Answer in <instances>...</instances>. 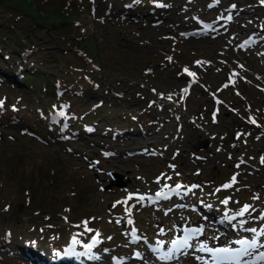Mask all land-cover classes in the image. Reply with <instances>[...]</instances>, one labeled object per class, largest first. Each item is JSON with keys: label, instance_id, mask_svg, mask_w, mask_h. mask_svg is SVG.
Listing matches in <instances>:
<instances>
[{"label": "rangeland", "instance_id": "1", "mask_svg": "<svg viewBox=\"0 0 264 264\" xmlns=\"http://www.w3.org/2000/svg\"><path fill=\"white\" fill-rule=\"evenodd\" d=\"M98 1L104 8L110 6L111 12L98 16L86 14L81 28L84 24L87 34L93 32V26L98 30L96 41L111 62L115 61L125 70L149 71L155 81L147 85L152 93L144 94L143 101L141 90L145 84L139 82L136 75H125L117 97L105 98L94 111L91 104L102 99L101 95L92 94L82 102L70 99L64 105L66 109L77 113L87 109L84 114L91 117L89 128L93 132L69 138L61 130L56 129L55 134L42 132L38 124L25 122L26 98L31 97V93L37 96L38 91L17 89L14 84L8 89L0 82V101L3 102L0 106V194L3 199L0 200V218L5 222L0 236V264H25L21 250L16 254L10 252L15 246L9 231L14 228L20 232L24 217L40 205L45 206V211H53L60 209L61 203V194L45 190L39 191L29 202L25 197L24 200L20 196L13 197L14 184L9 182L13 176L9 171L16 169L18 175L23 168L13 161V155L49 157L64 176L58 177L63 188V179L76 178L79 186L84 187L79 188L75 197L79 206L86 209V214L102 217L112 238L118 241L103 240L100 251L106 246L117 255L129 253L124 220L127 214L140 231V247L147 250L152 244H164L167 249L164 241L183 225L197 222L194 219L200 213L206 227L202 241L208 240L210 244L225 233H231L232 224L242 229L246 227L250 233L252 229L257 232L264 229V220L260 218V210L264 209V63L259 52L264 48V40L253 49L238 47V42L250 31H262L260 34L264 37V0H214L213 5L209 0H162L163 6L157 13L149 10L135 16L130 10L129 17L122 21L114 18L112 11L124 8L121 0H94L93 3ZM21 19L15 18L14 28L33 49L47 48L46 51L58 57L78 61L76 53L58 36L41 27L31 30L30 23ZM81 19L84 20L82 16ZM219 21L223 23L213 31L186 36L188 30L203 23ZM232 30L238 38L231 34ZM4 32L5 27L0 23V33ZM24 57L32 59L29 53ZM41 60L47 67L56 63L46 52H42ZM181 69L195 70L199 82L192 83L191 76ZM116 82V76L101 79L103 88L114 93ZM163 91L174 92L177 101L184 94V102L177 106L167 95L163 101L157 100ZM154 97L157 101L149 109L148 103ZM216 98L220 99L219 104L215 103ZM109 109L120 112L125 119L130 118L135 129L124 132L122 126L111 125ZM215 109L213 117L211 113ZM110 128L115 134L107 132ZM203 139H208V145L194 150L192 144ZM9 164L16 168L9 169ZM29 169L27 166L26 170ZM108 169L128 175L127 187L112 186L103 190L109 181ZM178 180L183 187L193 183L196 186L186 193L181 192L182 197L178 198L182 208L165 213L164 208H169L170 202L151 207L139 199V203L128 200L127 208L131 213L126 212L123 203L129 192L153 191L162 182L174 184ZM226 181L232 183L230 187H225ZM49 201H52L50 206ZM243 207L247 208L246 214L238 216L233 223L227 222L228 227H223L221 222L217 224V219L223 221L224 213ZM192 208L196 211L191 212ZM92 219L95 221V217ZM57 226L66 237L70 236L69 226L63 223ZM47 234L52 237L53 233ZM7 235L9 242L5 239ZM28 246L52 256L50 248ZM98 262L110 264L109 255L98 257Z\"/></svg>", "mask_w": 264, "mask_h": 264}, {"label": "trees", "instance_id": "2", "mask_svg": "<svg viewBox=\"0 0 264 264\" xmlns=\"http://www.w3.org/2000/svg\"><path fill=\"white\" fill-rule=\"evenodd\" d=\"M88 7L87 0H83V2L78 0H0V23L5 27V32L0 33V75L6 76L7 71L20 70L19 83L32 85L38 91L36 100L39 102L34 106H39L43 115L51 110L50 104L58 100L55 93L56 88H60L63 93L65 92V95H76L79 99L84 97L85 94L91 95L94 92L103 97H108L113 96V93L104 90L101 85L102 77L116 76L117 84L121 82L125 75L146 78L143 76V70H140V72L134 69L125 70L123 67L118 66L115 61L111 62L110 57H107L108 54L101 51V44L96 41L97 35L81 32V16ZM20 17L25 23H30L28 25L30 29L41 27L42 30L44 29V31L58 36L63 40L62 42L67 43L69 48L76 53L75 58L78 61H70L67 56L64 58L58 57L57 54L46 51L47 48L44 50H41V48L33 49L26 43V39L20 35L19 31L14 28L15 18L19 19ZM22 51L24 54L31 51L29 54L32 59H24L21 55ZM42 52H46L49 58H53L56 63L51 67L43 65ZM88 81H98L99 84L96 83L95 90H93ZM69 90L72 92L68 93ZM78 92H81L82 95H78ZM43 99H50L51 102H40ZM108 114L115 120L114 122L123 121L118 112L108 110ZM5 156L7 155L5 154ZM14 156L11 157L13 161L21 164L23 168L19 170L18 175L15 173L16 169L12 171L13 174L9 171L13 176L9 179V182L14 184L11 194L13 197L20 196L21 200H24V197L27 196L26 201L29 202L41 190L49 193L54 192L61 194L60 199H63L66 205L72 204L67 207L68 210H71L70 212H74L76 217L86 214L84 212L86 210L79 209L77 200L72 199V195H78L79 193L77 191L79 184L76 178L63 179L65 185V188H63L58 178H62V176L57 171L56 163L50 160L49 157L24 154L15 156V158ZM26 156L29 157L24 158ZM27 166H30V171L26 170ZM8 168L14 169L16 167L12 168L9 164ZM1 195L0 200L2 201ZM51 202L49 201L47 205L50 206ZM44 208L45 206L40 205L37 209L31 211L30 215L24 217L26 219H23V227L21 228L23 234H26V239H36L39 244L45 242L43 236L46 232L41 233L40 237L34 236V224L38 219L37 217L43 218L46 215V223L58 221L63 211L62 207L53 211H45ZM1 209L2 207H0ZM67 219L70 222L74 221V217L72 219L68 216ZM3 222V219L0 218V235L1 230L4 228L3 224H5ZM45 225L48 226V224ZM11 233L14 243L18 244L20 241L18 232L12 231ZM59 240L60 237H57L48 242L50 245L56 246Z\"/></svg>", "mask_w": 264, "mask_h": 264}, {"label": "snow or ice", "instance_id": "3", "mask_svg": "<svg viewBox=\"0 0 264 264\" xmlns=\"http://www.w3.org/2000/svg\"><path fill=\"white\" fill-rule=\"evenodd\" d=\"M186 71H187V69H186ZM190 75H194V74L190 73ZM2 103L3 102L0 101V106H2ZM157 195H161V194L158 193ZM129 199H131V196L129 197ZM138 199L143 200L144 198L143 197H139ZM129 222H131V221H129ZM198 231L199 230H197V233H193V235L198 234ZM252 231L255 232V229H252ZM241 243H244V242L242 241ZM180 246L181 247L189 246L187 240L183 241V243ZM255 248H256V241H253L251 244H246L244 250L242 252H240V253H231L230 250L227 249V248L218 249V250H215L214 252H213L212 249H208V251L209 252H213L214 257H215L216 261L219 264V261H222V260H225V259H237L238 260V258L240 256L251 254L249 252V250L250 249H255ZM261 259H264V256H262Z\"/></svg>", "mask_w": 264, "mask_h": 264}, {"label": "water", "instance_id": "4", "mask_svg": "<svg viewBox=\"0 0 264 264\" xmlns=\"http://www.w3.org/2000/svg\"><path fill=\"white\" fill-rule=\"evenodd\" d=\"M206 145V141L203 142L202 147H204ZM109 175L111 176V181L110 183L105 186V188H110V186L112 184L118 185V186H125L126 182L122 181V175L118 174L116 172L113 171H108ZM129 179L126 177V181H128Z\"/></svg>", "mask_w": 264, "mask_h": 264}, {"label": "bare ground", "instance_id": "5", "mask_svg": "<svg viewBox=\"0 0 264 264\" xmlns=\"http://www.w3.org/2000/svg\"><path fill=\"white\" fill-rule=\"evenodd\" d=\"M194 252H195V249L194 248L193 249H190V252L184 251L182 253V254H184V256H182L181 260L173 261L172 264H193V263H196V262H193V261H191V262L186 261L187 258H189V255L194 254ZM196 253H198V250H196ZM148 264H158V263L155 260L152 259V261H148ZM260 264H264V262L263 263H260Z\"/></svg>", "mask_w": 264, "mask_h": 264}]
</instances>
